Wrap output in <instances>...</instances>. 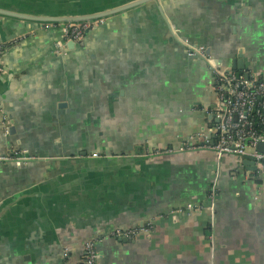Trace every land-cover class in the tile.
<instances>
[{
	"label": "crops",
	"instance_id": "crops-1",
	"mask_svg": "<svg viewBox=\"0 0 264 264\" xmlns=\"http://www.w3.org/2000/svg\"><path fill=\"white\" fill-rule=\"evenodd\" d=\"M60 34L4 46L0 264H84L92 238L100 264H264V169L181 149L215 122L213 73L182 40L264 69V0L152 1L55 54ZM189 203L208 208L176 211ZM148 222L149 238L110 233Z\"/></svg>",
	"mask_w": 264,
	"mask_h": 264
},
{
	"label": "built area",
	"instance_id": "built-area-1",
	"mask_svg": "<svg viewBox=\"0 0 264 264\" xmlns=\"http://www.w3.org/2000/svg\"><path fill=\"white\" fill-rule=\"evenodd\" d=\"M89 24L81 26L62 25L59 40L54 46L55 54H62L67 49L68 41L81 42ZM5 44H0V73L5 72L3 54ZM185 53L194 59L206 61L213 73L211 84L215 95L214 105L207 113L213 116L212 124L189 136L181 149H207L215 152L219 158L225 154L237 156H251L258 170L264 169V149L258 145L264 144V69L255 66L252 59L246 61V67L238 71L217 62L212 54L206 53L205 46L183 41ZM207 114V115H208ZM4 132L9 134V127L4 126ZM26 161L19 158V164ZM214 192L210 199H214ZM207 206L189 203L178 208V213H199ZM213 208V206H211ZM153 232L152 222L146 226L116 228L110 232L115 237H137L145 235L147 238ZM99 238H92L84 243V264H100Z\"/></svg>",
	"mask_w": 264,
	"mask_h": 264
},
{
	"label": "water",
	"instance_id": "water-1",
	"mask_svg": "<svg viewBox=\"0 0 264 264\" xmlns=\"http://www.w3.org/2000/svg\"><path fill=\"white\" fill-rule=\"evenodd\" d=\"M152 1L159 0H0L2 31H16L12 38L7 37L6 33L2 34L0 36V44H7L9 40L13 41L23 34L36 32L39 29L59 28L61 30L62 25L81 26L89 24L92 27L86 30V35L93 27H96L104 20ZM5 20L12 22V26L4 23ZM22 24L25 25L23 26ZM82 42L83 40L81 42L68 41L67 48L73 49L76 45L82 44ZM205 48L206 53L211 54L210 47L205 46ZM245 67L244 50L240 49L238 57L233 63V69L241 71ZM4 69L5 72L0 73V76L8 74L5 66ZM62 105L66 104L62 103ZM10 131L14 133V126L9 127V133ZM258 149L263 150L264 144H259ZM243 158L244 164H253V169H257L251 156L247 155Z\"/></svg>",
	"mask_w": 264,
	"mask_h": 264
}]
</instances>
